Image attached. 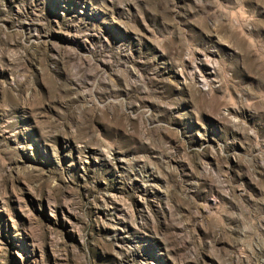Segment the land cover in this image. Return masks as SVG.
Instances as JSON below:
<instances>
[{
  "label": "rangeland",
  "instance_id": "obj_1",
  "mask_svg": "<svg viewBox=\"0 0 264 264\" xmlns=\"http://www.w3.org/2000/svg\"><path fill=\"white\" fill-rule=\"evenodd\" d=\"M0 264H264V0H0Z\"/></svg>",
  "mask_w": 264,
  "mask_h": 264
}]
</instances>
